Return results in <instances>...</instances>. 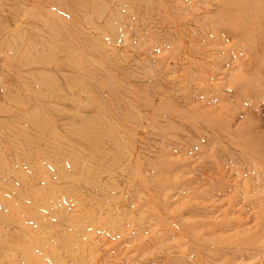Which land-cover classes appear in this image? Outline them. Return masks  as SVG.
Here are the masks:
<instances>
[{
    "label": "bare ground",
    "instance_id": "bare-ground-1",
    "mask_svg": "<svg viewBox=\"0 0 264 264\" xmlns=\"http://www.w3.org/2000/svg\"><path fill=\"white\" fill-rule=\"evenodd\" d=\"M228 40L245 45L250 59L229 63L257 89L244 92L224 66L209 73L219 60L210 64L208 49L215 56ZM155 45L172 50L188 85L154 70ZM0 84V178L33 170L15 196L36 197L29 205L65 227L47 232L34 212L0 210L3 225L41 226L28 243L27 231L18 240L1 227L0 264H85L81 222L111 227L93 246L106 264H264V195L254 196L264 177H248L255 169L238 147L264 152L263 120L238 110L264 96V0H0ZM206 113H217L209 124Z\"/></svg>",
    "mask_w": 264,
    "mask_h": 264
},
{
    "label": "rangeland",
    "instance_id": "rangeland-1",
    "mask_svg": "<svg viewBox=\"0 0 264 264\" xmlns=\"http://www.w3.org/2000/svg\"><path fill=\"white\" fill-rule=\"evenodd\" d=\"M28 1H32V0H28ZM41 6L42 7L51 8V5H49L48 3H45V1L41 2ZM34 7H38V6L36 4H34ZM57 10H58L60 15L66 14L65 5H63V4L62 5L60 4V7L58 6ZM62 20L64 21V19H62ZM226 42L227 43H225L220 48V52L215 54L216 57L213 56V53L211 55V51H212L213 47H210V51L208 49V52H210L209 54H207L208 55L207 56L208 57L207 58L208 62L211 64L213 58L215 60H219L217 63L214 62L212 64L213 66L209 65V73H211L212 71L216 72L217 69H219L222 66H224L225 67L224 70L231 69V71L232 70L234 71L233 74L235 76H237L236 80H237V83H239V82H241V78L240 77L244 74L245 66L243 64H240V66H238V65H235L234 63H229V62L234 61L235 57L242 58V60H245V61L249 60L250 58L247 55V51L245 49V45L243 44V42L241 40H236L234 42L228 40ZM204 47L208 48V46H206V45ZM148 54H149V57H151L156 62V66H158L154 70H160L161 71V75L162 76L166 75V79L169 82L176 81L177 85H179V86L180 85H183V86L188 85V84H185V81H181L180 80V76L181 75L178 74L177 71H173V69H172L173 62H174V54H173L172 50L164 49L163 47L160 48V47L155 45V46L152 47V49L149 50ZM252 67L253 66H251L250 68L247 67L246 71L250 70ZM168 71H169V73H168ZM178 71H180V70H178ZM221 72L223 73L224 71H221ZM187 74H188V72L186 71L183 76H187ZM218 78H220L221 80L215 81V82L219 83L221 85H223L228 80V78H223L222 75H220ZM243 79H244V83L242 85H243V88H244L243 89L244 92L245 91H253L254 89H257V87L254 85L253 81H249V80L245 79L244 77H243ZM201 80H203V79H200L199 81H197V80L194 81V84H196L198 82H201ZM114 81L115 80H112V86H113ZM177 81H179V82H177ZM233 81L235 82V78L233 79ZM212 84H214V83H211V85ZM99 86H105L106 87L104 82H100ZM230 88H231L230 85H227V84L225 86H223L222 87L223 95L226 96V94L229 92ZM3 89H4V86L2 84H0V92ZM258 93H259V91L255 92V97H253V98L245 99L246 104L245 105H240L238 107L239 108L238 110H243V109H245V107L248 106L247 111H248L249 115H252L254 118L259 117V118H261L263 120V121L260 122L261 123V125H260L261 128L260 129H263V131H264V127H263L264 126V96L261 93L258 95ZM208 97H212L213 98V102H216L214 104L219 105L220 103H222L227 108L226 100L223 101L222 99H220V102H219V99L215 98V95H210ZM229 113H233V111H229ZM206 114L208 115L209 118L208 117H203L202 120L204 121L203 122L204 124H209L208 122H210L211 117L216 115L217 113H213V114L206 113ZM236 118H241V116H238L235 113V116H234L233 119H236ZM191 119H192V116L185 118V120H187V121H191ZM220 128L224 132L229 131V129H230L229 126H226L225 124L220 125ZM11 145H13L14 148L19 146V144H17V145L16 144H11ZM238 147L243 149L244 153L250 154V157L246 158V162H245L246 164L245 165L247 167L248 166L249 167H253L255 170H253L251 172H248L247 173V175H249L248 177L250 179H252V180H255V179H258V178H263L264 177V152H261V151L259 152L258 151L259 149H257V145H256L255 142L251 145V147H247V149L243 148L239 144H238ZM5 148H6V145H4V144L0 145V149L6 150ZM198 151L202 152L200 149H198ZM183 157L185 158L186 156L183 155ZM170 158L171 159H176V155H172ZM42 168H44V167H42ZM42 168H40L39 171L36 170V172L39 175L45 176L43 178L45 180H42V181L44 183H46L47 182L46 179H48V175H47V173L45 171L42 170ZM2 169H3V166L0 165V170H2ZM10 170H11V172L14 171L15 167H11ZM32 171L28 170V168L23 166L21 168V173L15 174V175L7 174L4 179L0 178V181H2L0 183V210L6 213V214H4V216L13 217L14 219L15 218L17 219V218L25 215L24 213L34 212L37 216H39V218L42 219V224L44 225V227L46 229L49 230L47 232H52L53 231V232H56V233H60V232L64 231L65 227H63L61 225H56V222L59 221V219L62 216H58L59 218L58 217L57 218H53L49 212H47V211H45L43 209L40 210L38 207L37 208L31 207L29 205V203L32 201V199L35 200L36 197H29V199H24V198H22L20 196L19 197L15 196V192L18 191V188L24 190V189H27V188H29L31 186L30 185L31 183H29V182L30 181L32 182V178H33V174H31V173H33ZM232 173H234V172H232ZM15 178L22 179L25 182V184L17 186L15 184V181H14ZM1 184H4V185H1ZM169 193L172 194V193H175V191L170 190ZM48 194L49 193H46L45 197ZM263 195H264V192H263V194H257V195H254V196L262 197ZM56 196H57L56 194H52L48 198H51V200H52ZM38 197H39V195H38ZM141 199H142V197L140 195L138 197V201H140ZM170 201H171V199H170ZM144 203H146V205H144ZM171 203H173V201H171ZM141 207H143L141 210L145 212L146 217H148L150 215V213L153 212V209H151L148 206V204H147V202L145 201L144 198L141 200L140 208ZM74 210H76V209L74 207H72L71 208L72 212L70 213L71 215L73 214ZM117 210H118V207H117ZM69 212H66L64 214H68ZM101 216L104 217V214L101 215ZM261 216L264 217V212L261 213ZM72 217H73V215H72ZM79 219L80 220H78V221L83 220V213L82 212L80 214V218ZM32 221L33 220H28L27 223L20 224V226L16 225V224L3 225L2 223H0V228L3 227L4 230H5L4 232L7 231V234H8V232H11V230H16V232L14 233L12 238L18 239V240L21 239V236H19L18 232L27 231L26 235H29V237H25L24 239H21V240H23L24 242L28 243L29 240H32L31 239L32 238L31 234H33V231H34V233L36 232L35 228L38 229V230L41 228L39 223H37V222L33 223ZM103 222L104 221H102V223ZM110 222H112V219H109V223ZM53 224L56 225V226L52 227ZM81 224H82V226H80L79 230H83V232L81 233L82 234L81 237H79L80 243L78 244V247L81 248L82 251H84L86 253L85 264H94L93 263L94 261H97L98 264H106L107 261L103 260L100 257L99 253L95 252L96 250L94 249L93 246L95 245V242L97 241L98 238H101L104 235L112 234V231L109 233V229L111 227L109 226L108 223L107 224H103L104 225V229H97L95 226H92V227L88 226L84 222H81ZM91 232H92V234H91ZM91 246H92V250H91ZM73 250L75 251L74 252L75 255L79 256V252H78L77 248L74 245H73ZM251 260L255 261L252 258L250 260L248 259V261H251ZM262 262L263 261H260V263H262ZM48 264H49V262H48Z\"/></svg>",
    "mask_w": 264,
    "mask_h": 264
}]
</instances>
